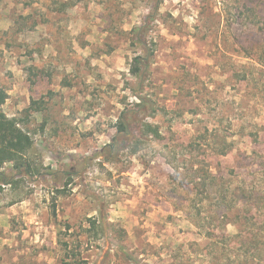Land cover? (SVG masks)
<instances>
[{"label":"rangeland","instance_id":"374dc122","mask_svg":"<svg viewBox=\"0 0 264 264\" xmlns=\"http://www.w3.org/2000/svg\"><path fill=\"white\" fill-rule=\"evenodd\" d=\"M0 86L34 168L0 166V264H229L264 227V0H0Z\"/></svg>","mask_w":264,"mask_h":264},{"label":"trees","instance_id":"16d2710c","mask_svg":"<svg viewBox=\"0 0 264 264\" xmlns=\"http://www.w3.org/2000/svg\"><path fill=\"white\" fill-rule=\"evenodd\" d=\"M134 30L136 31V29ZM138 42L143 45L145 50V55L141 57V60H148L153 50L147 48L146 40H139ZM134 60L136 62L137 58ZM137 63L139 64L138 61ZM137 63L131 68V73L135 76L138 75ZM6 98V90L0 86V166L4 162H11L17 172L21 171L22 175H31L34 168L27 161L26 153L32 147L33 140L27 131L21 128L15 120L8 118L1 109V104ZM142 105L143 103L141 102ZM120 123L118 131H124L126 124L123 119L120 120ZM256 210H259V208ZM92 225L95 226L94 221L91 222ZM205 233H207L205 235L209 239H213L216 235L213 232ZM262 233H264V227H258L254 224L247 230L241 229L234 235L225 236V241L229 243L223 247H230V242H233L238 244L240 248L239 253L236 254L229 264H264V236Z\"/></svg>","mask_w":264,"mask_h":264},{"label":"flooded vegetation","instance_id":"af4514ba","mask_svg":"<svg viewBox=\"0 0 264 264\" xmlns=\"http://www.w3.org/2000/svg\"><path fill=\"white\" fill-rule=\"evenodd\" d=\"M103 151H104V149H103Z\"/></svg>","mask_w":264,"mask_h":264}]
</instances>
